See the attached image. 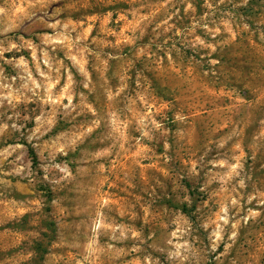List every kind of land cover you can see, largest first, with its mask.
<instances>
[{
  "label": "rangeland",
  "instance_id": "obj_1",
  "mask_svg": "<svg viewBox=\"0 0 264 264\" xmlns=\"http://www.w3.org/2000/svg\"><path fill=\"white\" fill-rule=\"evenodd\" d=\"M0 264H264V0H0Z\"/></svg>",
  "mask_w": 264,
  "mask_h": 264
},
{
  "label": "trees",
  "instance_id": "obj_2",
  "mask_svg": "<svg viewBox=\"0 0 264 264\" xmlns=\"http://www.w3.org/2000/svg\"><path fill=\"white\" fill-rule=\"evenodd\" d=\"M29 154L31 155V157H32L33 161L35 162V156H34V153H33V151H32V150H30V151H29Z\"/></svg>",
  "mask_w": 264,
  "mask_h": 264
}]
</instances>
